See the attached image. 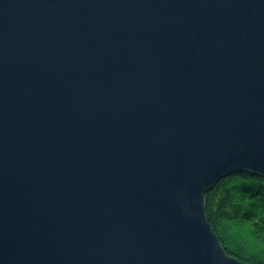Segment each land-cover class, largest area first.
<instances>
[{
  "label": "water",
  "instance_id": "water-1",
  "mask_svg": "<svg viewBox=\"0 0 264 264\" xmlns=\"http://www.w3.org/2000/svg\"><path fill=\"white\" fill-rule=\"evenodd\" d=\"M264 177V0H0V264H247L206 193Z\"/></svg>",
  "mask_w": 264,
  "mask_h": 264
},
{
  "label": "trees",
  "instance_id": "trees-1",
  "mask_svg": "<svg viewBox=\"0 0 264 264\" xmlns=\"http://www.w3.org/2000/svg\"><path fill=\"white\" fill-rule=\"evenodd\" d=\"M209 223L230 256L264 264V177L239 172L206 193Z\"/></svg>",
  "mask_w": 264,
  "mask_h": 264
},
{
  "label": "bare ground",
  "instance_id": "bare-ground-1",
  "mask_svg": "<svg viewBox=\"0 0 264 264\" xmlns=\"http://www.w3.org/2000/svg\"><path fill=\"white\" fill-rule=\"evenodd\" d=\"M253 173V172H252Z\"/></svg>",
  "mask_w": 264,
  "mask_h": 264
}]
</instances>
